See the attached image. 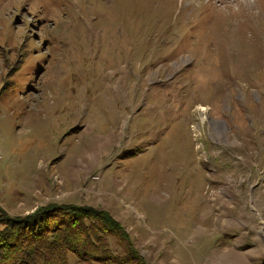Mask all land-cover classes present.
I'll return each mask as SVG.
<instances>
[{
  "label": "rangeland",
  "instance_id": "rangeland-1",
  "mask_svg": "<svg viewBox=\"0 0 264 264\" xmlns=\"http://www.w3.org/2000/svg\"><path fill=\"white\" fill-rule=\"evenodd\" d=\"M49 202L144 264H264V0H0V207Z\"/></svg>",
  "mask_w": 264,
  "mask_h": 264
},
{
  "label": "trees",
  "instance_id": "trees-1",
  "mask_svg": "<svg viewBox=\"0 0 264 264\" xmlns=\"http://www.w3.org/2000/svg\"><path fill=\"white\" fill-rule=\"evenodd\" d=\"M109 236L125 241L122 255L111 252ZM68 253L75 262L144 264L121 224L102 209L49 202L11 216L0 207V264H68Z\"/></svg>",
  "mask_w": 264,
  "mask_h": 264
},
{
  "label": "bare ground",
  "instance_id": "bare-ground-1",
  "mask_svg": "<svg viewBox=\"0 0 264 264\" xmlns=\"http://www.w3.org/2000/svg\"><path fill=\"white\" fill-rule=\"evenodd\" d=\"M239 1V0H238ZM240 1H244V0H240Z\"/></svg>",
  "mask_w": 264,
  "mask_h": 264
}]
</instances>
